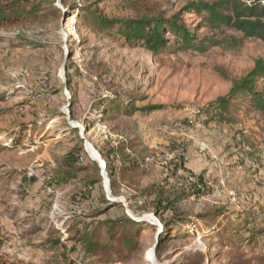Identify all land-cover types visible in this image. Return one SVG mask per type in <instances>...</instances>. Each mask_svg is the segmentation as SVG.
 Returning <instances> with one entry per match:
<instances>
[{"label": "rangeland", "instance_id": "rangeland-1", "mask_svg": "<svg viewBox=\"0 0 264 264\" xmlns=\"http://www.w3.org/2000/svg\"><path fill=\"white\" fill-rule=\"evenodd\" d=\"M127 1L50 0L32 22L0 28V264H264V113L243 105L234 125L205 123L231 80L264 61V43L212 31L184 11L195 0H154L167 18L181 13L197 47L216 43L182 50L167 33L170 50L155 56L86 16L132 19ZM113 103L118 113L106 115ZM122 143L139 165L129 174L113 153ZM90 147L112 163L114 180ZM78 151L77 178L56 187ZM182 193L186 222L168 230L173 213L158 217V203ZM115 223L118 241L97 256L76 251L66 234L89 229L109 245Z\"/></svg>", "mask_w": 264, "mask_h": 264}, {"label": "trees", "instance_id": "trees-1", "mask_svg": "<svg viewBox=\"0 0 264 264\" xmlns=\"http://www.w3.org/2000/svg\"><path fill=\"white\" fill-rule=\"evenodd\" d=\"M50 0H0V28L13 26L18 23L32 22L37 8ZM128 7L135 13L132 19H108L99 13L98 10L87 11V17L92 27L98 29L102 34H112L113 30L117 32L129 45L140 46L151 52L155 56L170 50L172 45L170 39L166 34H171L175 39V45L179 49H200L204 50L205 44H216L214 41L199 42V46L195 45L197 38L188 32L186 26L181 19V13H177L171 18H167L163 11L157 6L154 0H129ZM34 8V11H33ZM185 12L197 14L205 17L209 28L212 31L218 32L223 29H229L241 33L245 39H256L264 43V0H214L207 2L203 0H195L184 9ZM264 78V61L256 62L254 68L243 78L233 79L232 89L228 98H221L217 102L212 103L208 107L206 124L212 122L236 124L237 120L233 113L239 110L243 105L249 106L251 110L264 113V92L259 91L260 80ZM115 103L111 105V109L105 111V114H117L118 110ZM132 108V107H131ZM125 108L128 114L134 111L133 108ZM161 107H149L147 111L160 110ZM117 110V111H116ZM129 148L128 144L122 143L120 147L114 149L113 153L116 157L122 155L125 162H129L123 169L122 174H129L132 170H136L138 162L126 155V150ZM81 151L71 153L64 161V169L60 170L55 177L54 184L56 187L60 185H67L72 180L77 178L79 171L78 164L81 161ZM90 160V159H89ZM92 162V161H90ZM98 166L96 162H92ZM107 169L111 178L114 180L117 173L113 171L112 163L107 162ZM33 181H36L35 179ZM114 182V181H113ZM95 181L88 180L86 186L91 191L94 190ZM191 190L197 194L199 192V183L191 184ZM189 194H192L189 193ZM187 193L177 195L173 199L165 197L160 199L156 214L158 217H163V214L173 213L170 221H164L165 227L170 230L179 228V222L184 221L182 214L179 213L178 202L184 199ZM164 206V207H163ZM135 225L140 224L129 219ZM106 233L110 235L109 245L118 241V237L114 235L118 228H122V224H108ZM66 234L70 235L68 240L75 243L76 251L84 250L86 255L97 256L98 254H105L109 252L111 245L100 243L98 237L99 233H91L89 229H79L70 227ZM120 243V242H118ZM56 246L64 247L61 241L54 243Z\"/></svg>", "mask_w": 264, "mask_h": 264}, {"label": "water", "instance_id": "water-1", "mask_svg": "<svg viewBox=\"0 0 264 264\" xmlns=\"http://www.w3.org/2000/svg\"><path fill=\"white\" fill-rule=\"evenodd\" d=\"M90 149V152L92 151L91 150V147L89 148ZM94 151V150H93ZM94 153H95V155L96 156H94L93 154H92V152H91V154H92V159L94 160V161H96V162H98V164L100 165V167L102 168V170H103V174L105 175V176H108V174L106 173V163L102 160V157L96 152V151H94Z\"/></svg>", "mask_w": 264, "mask_h": 264}, {"label": "built area", "instance_id": "built-area-1", "mask_svg": "<svg viewBox=\"0 0 264 264\" xmlns=\"http://www.w3.org/2000/svg\"><path fill=\"white\" fill-rule=\"evenodd\" d=\"M159 130L160 132H167L171 130V127H160Z\"/></svg>", "mask_w": 264, "mask_h": 264}, {"label": "bare ground", "instance_id": "bare-ground-1", "mask_svg": "<svg viewBox=\"0 0 264 264\" xmlns=\"http://www.w3.org/2000/svg\"><path fill=\"white\" fill-rule=\"evenodd\" d=\"M91 152H92V154H93L94 156H96L93 150H92ZM92 154H91V156H92Z\"/></svg>", "mask_w": 264, "mask_h": 264}]
</instances>
